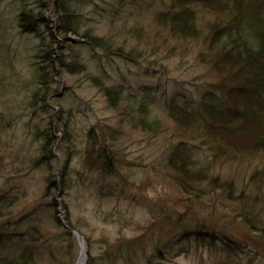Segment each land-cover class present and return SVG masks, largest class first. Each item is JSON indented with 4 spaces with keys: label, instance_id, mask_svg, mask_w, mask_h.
I'll list each match as a JSON object with an SVG mask.
<instances>
[{
    "label": "rangeland",
    "instance_id": "374dc122",
    "mask_svg": "<svg viewBox=\"0 0 264 264\" xmlns=\"http://www.w3.org/2000/svg\"><path fill=\"white\" fill-rule=\"evenodd\" d=\"M43 2L0 0V195L7 200L0 250L11 254L24 239L34 264H76L80 245L54 219L64 221L65 203L85 238L84 264L90 257L91 264H264V151L216 147L170 115L185 108L209 122L200 102L223 96L217 88L225 73L213 53L216 22L227 10L204 0H69L77 32L106 37L105 49L59 33L50 9L27 32L21 12L37 13ZM185 5L200 35L177 33L160 15ZM36 75H46L44 99L34 96L44 86ZM103 85L118 92L115 103ZM175 150L197 167L210 165L220 181L232 178L233 188L205 179L196 183L202 196L188 195L169 177ZM57 170L64 189L47 187Z\"/></svg>",
    "mask_w": 264,
    "mask_h": 264
},
{
    "label": "trees",
    "instance_id": "16d2710c",
    "mask_svg": "<svg viewBox=\"0 0 264 264\" xmlns=\"http://www.w3.org/2000/svg\"><path fill=\"white\" fill-rule=\"evenodd\" d=\"M43 1L36 6L40 9L37 13L34 10L21 12L19 24L27 32L37 31L39 24L45 20V17L42 16L43 10L50 9V13L56 12L59 16L57 20L53 19L57 24L59 33L66 34L67 31H73L81 37L87 38L93 45L105 49L110 47L106 37L90 33L88 29L80 34L77 32L75 24L79 20L75 18V10L69 0ZM205 1L208 5L215 3L217 5L215 7L221 8L220 10H227L216 22L215 29L218 33L216 43L218 46L213 53L214 65L225 73V75H221V84L217 88L223 93V96L219 99L209 93L201 100L200 111L203 118L209 119V122L207 120L205 122L199 121L196 119L195 110L185 108L176 109L173 107L170 115L186 131L203 133L208 138L216 139V147L222 146L223 142L229 145L230 148L228 149H233L235 154L264 151V0ZM194 13L191 6L185 5L183 7L178 6L172 13L160 15L163 20L173 24L172 29L175 32L194 36L201 34V30L194 22ZM70 17L71 20L68 21ZM45 78L46 75H36V79L44 83V86L34 96H40L44 99L49 94V84L44 82ZM95 81L99 82L96 79ZM102 89L110 102L115 103L116 94L119 95L118 92L105 85L102 86ZM138 123L144 127L150 126L142 116ZM44 143L43 148L50 153L53 142L49 134L44 136ZM46 155L41 156L38 161L47 158ZM170 166L173 171L169 177L190 196L197 198L203 195L202 189L196 183L203 182L205 179L212 182L215 187L223 188L226 192L233 188L232 178L220 181L219 176L210 175V165L203 164L201 167H197L191 154L175 150L170 157ZM58 175H60V170L51 171L48 174V188L59 183V189H64L63 182H60L63 175L59 176V179L57 178ZM4 195H0L2 197L0 199V216L7 205V200L3 199ZM246 201H250L251 205L249 206L255 204L254 201L248 199L241 201V203L244 204ZM62 208L67 215L64 221L54 215L55 223L57 227L63 228H61L63 234L70 235L69 228H72V222L69 209L65 203ZM195 235L198 241L203 240L201 238L204 237L202 232L195 233ZM143 242V239H140L137 241V246L142 247ZM29 245L24 248L23 239L19 246H14V251L11 254L4 253L1 249L0 264H34V249L32 245ZM123 245L119 246L120 250ZM139 247L134 248V250H138ZM88 261L87 264H91V257ZM48 264H52V261L49 260Z\"/></svg>",
    "mask_w": 264,
    "mask_h": 264
},
{
    "label": "water",
    "instance_id": "95a60500",
    "mask_svg": "<svg viewBox=\"0 0 264 264\" xmlns=\"http://www.w3.org/2000/svg\"><path fill=\"white\" fill-rule=\"evenodd\" d=\"M71 231L75 235V237L77 238V241L80 245V250L82 249L84 252V245H85L84 238L80 235V233L76 229H72ZM83 264H84V262H83Z\"/></svg>",
    "mask_w": 264,
    "mask_h": 264
},
{
    "label": "bare ground",
    "instance_id": "6f19581e",
    "mask_svg": "<svg viewBox=\"0 0 264 264\" xmlns=\"http://www.w3.org/2000/svg\"><path fill=\"white\" fill-rule=\"evenodd\" d=\"M84 252L83 250L81 249L80 252H79V256H78V260L76 262V264H83L84 262Z\"/></svg>",
    "mask_w": 264,
    "mask_h": 264
}]
</instances>
